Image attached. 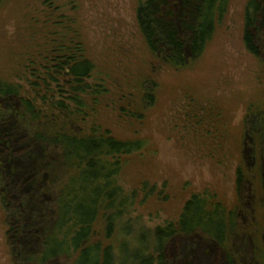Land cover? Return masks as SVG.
Listing matches in <instances>:
<instances>
[{
  "label": "rangeland",
  "instance_id": "1",
  "mask_svg": "<svg viewBox=\"0 0 264 264\" xmlns=\"http://www.w3.org/2000/svg\"><path fill=\"white\" fill-rule=\"evenodd\" d=\"M248 2L229 0L201 59L177 69L148 48L137 22L142 0L1 1L0 82L19 87L47 118L39 129L21 120L18 98L0 101V264H29L25 257L40 252V234L52 224L57 193L69 176L59 150L35 139L39 131L108 132L143 144L124 158L119 177L127 193L139 191L134 212L110 240L102 219L96 226V239L117 255L124 244L139 248L144 229L177 221L192 196L206 194L238 210L240 227L227 248L237 264H264V24L255 57L244 43ZM76 46L94 67L79 86L86 92L56 74L66 57L78 56ZM59 103L63 111L55 109ZM49 162H56L53 170H45ZM239 170L246 178L241 195ZM5 194L22 219L36 225L33 237L8 235ZM167 256L169 264H225L223 250L200 235L176 238Z\"/></svg>",
  "mask_w": 264,
  "mask_h": 264
},
{
  "label": "trees",
  "instance_id": "2",
  "mask_svg": "<svg viewBox=\"0 0 264 264\" xmlns=\"http://www.w3.org/2000/svg\"><path fill=\"white\" fill-rule=\"evenodd\" d=\"M228 7L229 0H142L137 10V22L153 55L174 68L184 69L204 55ZM263 24L264 0H249L244 43L255 57L261 55L257 36L263 33ZM67 51L71 50L68 48ZM75 51L78 56L66 57L64 63L57 65L56 74L65 75L75 83L78 87L74 91L86 92L88 87L79 86L90 78L94 67L80 55L78 46ZM4 98H18L21 120L42 128L47 116L36 101L21 97L19 87L0 82V101ZM147 100L150 106L154 103L152 95H148ZM55 109L63 111L64 103L57 104ZM35 139L59 150L60 162H56L62 164L69 176L57 193L53 222L40 234V252L25 257V262L51 264L66 260L68 264H169L167 249L173 240L200 235L223 250L225 264H237L227 248L240 227L238 210L229 211L206 194L192 196L177 221L144 229L138 237L139 248L131 250L124 244L117 255L112 245L96 239V226L102 219L106 240H110L123 220L134 212L139 191L127 193L119 177L124 158L141 152L143 144L140 141H119L108 132L78 136L39 131ZM56 162L47 163L45 170H53ZM245 184L246 178L239 170L235 178L238 195H241ZM147 188V184L143 185L142 192L145 193ZM154 192L148 193L142 203ZM2 204L12 224L9 236L22 237L23 233L27 236L33 232L36 225L31 220L22 219L10 201V195L2 197ZM20 226L24 228L20 229Z\"/></svg>",
  "mask_w": 264,
  "mask_h": 264
}]
</instances>
